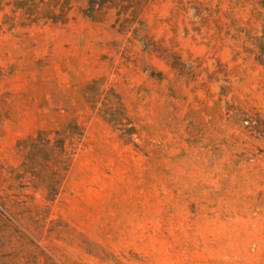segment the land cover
<instances>
[{"label": "rangeland", "instance_id": "rangeland-1", "mask_svg": "<svg viewBox=\"0 0 264 264\" xmlns=\"http://www.w3.org/2000/svg\"><path fill=\"white\" fill-rule=\"evenodd\" d=\"M0 264H264V0H0Z\"/></svg>", "mask_w": 264, "mask_h": 264}, {"label": "trees", "instance_id": "trees-1", "mask_svg": "<svg viewBox=\"0 0 264 264\" xmlns=\"http://www.w3.org/2000/svg\"><path fill=\"white\" fill-rule=\"evenodd\" d=\"M44 133L40 132L37 134V137H30L27 140H24L22 142V146L24 148V157L27 160L32 159L33 157L38 156L39 153H34V149L37 147H42L46 149H50V151H59L58 153L60 155L66 154V149L64 143L60 144L59 141L51 142V140L47 137H44ZM58 135V133H56ZM47 162H50V160L56 161V159H44ZM65 170V169H64Z\"/></svg>", "mask_w": 264, "mask_h": 264}]
</instances>
